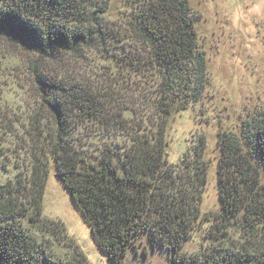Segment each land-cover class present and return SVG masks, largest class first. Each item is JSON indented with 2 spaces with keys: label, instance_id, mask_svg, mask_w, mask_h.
<instances>
[{
  "label": "trees",
  "instance_id": "trees-1",
  "mask_svg": "<svg viewBox=\"0 0 264 264\" xmlns=\"http://www.w3.org/2000/svg\"><path fill=\"white\" fill-rule=\"evenodd\" d=\"M109 2L0 0V37L29 53L26 72L40 101L29 119V168L0 184V264H53L21 221L37 231L58 229L41 217L50 169L112 264H123L143 233L170 264H264V111L235 133L220 132L219 213L202 215L212 221L202 252L180 251L199 222L206 165L201 138L191 157L169 164L166 127L172 113L201 99L207 82L197 18L187 0H127V27L116 35L105 21ZM111 43L123 53L111 52ZM90 50L111 63L99 87L82 85L60 64ZM43 111L47 143L38 137ZM80 120L95 123L101 135H121L126 145L106 144L97 160L77 152L69 134ZM79 258L66 264H86Z\"/></svg>",
  "mask_w": 264,
  "mask_h": 264
},
{
  "label": "rangeland",
  "instance_id": "rangeland-1",
  "mask_svg": "<svg viewBox=\"0 0 264 264\" xmlns=\"http://www.w3.org/2000/svg\"><path fill=\"white\" fill-rule=\"evenodd\" d=\"M187 1L197 18L196 41L204 53L207 82L197 103L169 117L166 159L172 166L178 165L184 154L191 157L194 149L201 148L198 142L200 138L203 140L206 175L198 206L200 218L180 248L193 255L202 252L208 244L204 235L212 221L202 220V215L219 213L218 136L222 131L235 133L244 122L254 121L264 111V0ZM127 3V0H110L105 13V21L116 35L120 26L127 27L124 15L131 11ZM114 45H108L111 52L123 53ZM83 56L78 62L64 58L60 64L63 68L69 66L67 68L72 71L67 72L82 85L91 83L99 87L101 72L111 67V63L103 58L101 51H86ZM28 58L29 53L19 45L0 37V184L13 180L19 170L29 168V119L40 101L26 72ZM38 114L41 131L38 137L47 143L51 135L50 118L45 111ZM97 129L92 121L73 123L69 135L77 152L97 160L106 144L122 146V149L126 145L121 135H101ZM50 170L42 197L41 217L42 222L58 223V229L37 231L23 217L24 228L53 264H66L69 260L75 263L80 254L86 264H112L98 250L88 224L62 182L55 177V170ZM230 234L234 238L238 236L234 231ZM133 244L126 249L123 264H170L168 253L150 242L146 233L138 235ZM224 247L226 253L235 254L226 245Z\"/></svg>",
  "mask_w": 264,
  "mask_h": 264
},
{
  "label": "water",
  "instance_id": "water-1",
  "mask_svg": "<svg viewBox=\"0 0 264 264\" xmlns=\"http://www.w3.org/2000/svg\"><path fill=\"white\" fill-rule=\"evenodd\" d=\"M55 177H57V176L55 175Z\"/></svg>",
  "mask_w": 264,
  "mask_h": 264
}]
</instances>
